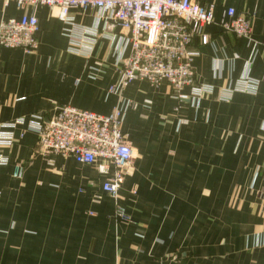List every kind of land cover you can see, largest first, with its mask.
<instances>
[{
	"label": "crops",
	"instance_id": "obj_1",
	"mask_svg": "<svg viewBox=\"0 0 264 264\" xmlns=\"http://www.w3.org/2000/svg\"><path fill=\"white\" fill-rule=\"evenodd\" d=\"M195 1L214 6L215 22L203 30L208 43L203 45L200 36L193 43L198 53L193 61L195 82L212 87L213 92L184 100L166 82L152 86L135 81L122 96L109 92L118 82L116 63L123 32L118 27L108 30L100 11L71 12L77 27L97 30L91 55L81 56L69 52L73 27L49 8L30 4L18 8L15 2L5 6L0 1V24L33 14L39 20L34 54L0 51V123L25 120L14 131V143L0 148V155L9 160L7 166H0V264L83 263V258L71 255L62 234L64 219L58 212L63 179L70 180L63 186L77 195L71 204L74 218L66 226L75 237L80 224L87 226V243L93 248L102 241L86 264H176L172 257L179 244L222 237V204H192L177 197L167 208L153 203L152 209L142 194L214 195L209 198L213 200L222 194L223 179L250 180L247 194L264 191V0ZM229 9L249 19L248 39L221 27L223 20H229L225 17ZM244 76L258 82L257 93L236 92L231 99L223 98L221 93ZM190 93L187 88L183 95ZM65 105L102 115L123 107V131L135 158L124 171L117 203L102 191L103 177L95 167L80 165L71 157L39 153L38 134L29 128L31 116L49 118ZM49 162L54 169L47 168ZM41 175L46 186L23 184L24 179ZM158 179H163L166 191L159 190ZM208 180H214L209 188L214 190H207ZM78 184L84 187L82 195ZM147 185L150 192L143 190ZM118 208L131 216L130 222L117 217ZM258 208L250 202L245 213L235 215L232 234L246 256H236L230 264H264V219L256 214ZM195 210V215L184 213ZM83 214L91 219L80 220ZM255 237L261 246L255 247ZM208 255L206 261L197 258L191 264H220L212 259L213 253ZM186 260L180 264H188Z\"/></svg>",
	"mask_w": 264,
	"mask_h": 264
},
{
	"label": "built area",
	"instance_id": "obj_2",
	"mask_svg": "<svg viewBox=\"0 0 264 264\" xmlns=\"http://www.w3.org/2000/svg\"><path fill=\"white\" fill-rule=\"evenodd\" d=\"M5 6L15 2L18 8L24 4L44 6L56 14L57 19L70 29L69 52L90 56L93 37L97 30L77 27L71 17L72 11L98 10L107 23V29L120 28L123 32L118 52L116 70L118 82L109 89L122 96L135 81H146L152 86L163 82L169 84L179 100L200 99L211 94L213 88L195 82L193 49L197 36L203 45L208 37L203 30L215 22L214 6H202L195 0H0ZM221 27L239 38H249L252 28L249 19L227 10ZM39 20L35 14L20 19L5 20L0 24V51L23 50L32 55L38 49ZM190 89L189 96L183 92ZM257 81L244 76L234 88L221 94L231 99L236 92L256 94ZM123 107H117L109 115L81 110L65 105L56 109L54 115L45 118L33 115L30 130L38 134V145L44 156L61 155L73 158L78 164L95 167L103 177L102 191L115 201L122 188L124 171L132 164L134 151L123 131ZM24 119L0 123V147H10L15 140L14 131ZM9 160L0 155V166ZM19 166L14 176L18 177ZM118 216L129 220L124 211Z\"/></svg>",
	"mask_w": 264,
	"mask_h": 264
},
{
	"label": "rangeland",
	"instance_id": "obj_3",
	"mask_svg": "<svg viewBox=\"0 0 264 264\" xmlns=\"http://www.w3.org/2000/svg\"><path fill=\"white\" fill-rule=\"evenodd\" d=\"M2 148V147H0ZM38 151H40V145H38ZM41 154V152H39ZM5 157V156H4ZM134 155H133V161L134 162ZM47 164L48 169H54L55 165L52 162H49ZM9 164V163H8ZM132 164L130 166H132ZM130 166L127 168L129 169ZM125 169V171L127 170ZM155 181V180H154ZM70 180L66 181V179H63L62 184L65 185L66 183H69ZM103 182V179H102ZM148 182H153V180H149ZM158 182L160 183L161 188L159 189L160 191H166L167 189L163 186V179H158ZM250 180L249 182L247 181H241L237 179H223L222 180V194L220 197L218 195L216 198L213 200H209L210 197H214V195H191V196H176V195H170V194H162L163 192L161 191L160 194L155 195V194H142L141 199L143 202H148L150 207L153 209L154 204H158V208L161 209L162 206H167L175 201V198H181V201L186 202L189 201L192 204H198V203H203L204 201H208L207 204L209 203H214L217 202L219 204H222V219H223V235L219 239L209 242V243H185V244H179V249H176V252L173 255V259L176 262V264H180V262L188 261V264H191L192 262H195V259H200L199 262L206 261L208 257H210L208 254L213 253L214 256H212V259L215 260L216 263L220 264H230V261L236 259V256L244 255L246 256V251L242 250L241 248L236 247V242H235V237L232 234V231L235 229L236 226V221H235V215L236 214H241L246 212V206L248 203H253L255 206H259L258 211L256 212L257 215L262 217L264 219V191H260L255 194H247V188L250 186ZM30 184L32 187H44L45 185V180L43 178V175H41V178L39 179H24L23 184ZM124 183V179H123ZM208 189L207 190H214V188L209 189L210 187L214 186V180H211V182L208 180ZM212 186H211V185ZM44 185V186H43ZM63 185H61L62 189V211L58 212L59 214H62V219L63 220V227H62V234L64 236V241L68 244V246L71 247V255H76L79 256V260H83V263L80 264H86L89 259L92 257L93 252L96 250V246L99 245L101 246V242H98V244L95 242L93 244L94 248L92 247L91 244L87 243V226H83L80 224L79 231L80 233L78 237H75L74 231L70 226H66V223L68 222L67 220H71L73 217L72 215V207L71 204L73 203L72 200H75L74 198L77 197L75 194H71ZM70 186H75L74 184H71ZM102 186V184H101ZM123 186V184H122ZM78 194L82 195V190L84 187L78 184ZM147 190V192H150L151 186L147 185V187H144ZM138 193V190L133 192L134 196H137L136 194ZM120 195V193H119ZM34 197V196H33ZM81 197V196H78ZM111 198V197H110ZM112 199V198H111ZM114 200V199H113ZM118 199L114 202H118ZM260 208L262 210H260ZM124 211L121 208L117 209V217L122 221V222H130L131 221V216L128 215L125 211L124 213L128 216L129 220L123 221L119 216L118 213L120 211ZM57 213V214H58ZM179 212L174 211V214H177ZM186 215H195L198 213L197 210L195 211H190V212H184ZM213 213V211H212ZM207 214V212H206ZM91 216H93V213H90ZM102 215V214H101ZM58 216V215H57ZM98 218H104L105 216L100 217L99 215L97 216ZM96 217V218H97ZM56 218V217H54ZM58 219V217H57ZM79 219H91L88 218L87 216L79 215ZM70 224V222H68ZM67 224V225H68ZM261 229V227L259 228ZM257 229V230H259ZM261 235V234H259ZM257 236V235H256ZM97 240V238H95ZM238 242H240L238 240ZM256 246H261L260 239L255 237V247ZM69 247V248H70ZM92 248V251L90 250ZM252 248V247H251ZM259 248V247H258ZM255 249L256 248H252ZM83 258V259H82ZM165 261V260H164ZM185 262V261H184ZM199 264V263H197Z\"/></svg>",
	"mask_w": 264,
	"mask_h": 264
}]
</instances>
